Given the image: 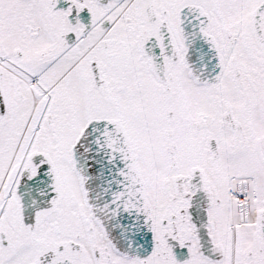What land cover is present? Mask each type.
<instances>
[{
  "label": "snow or ice",
  "instance_id": "snow-or-ice-1",
  "mask_svg": "<svg viewBox=\"0 0 264 264\" xmlns=\"http://www.w3.org/2000/svg\"><path fill=\"white\" fill-rule=\"evenodd\" d=\"M0 264H264V0H0Z\"/></svg>",
  "mask_w": 264,
  "mask_h": 264
}]
</instances>
